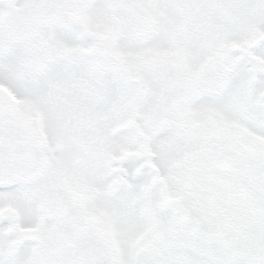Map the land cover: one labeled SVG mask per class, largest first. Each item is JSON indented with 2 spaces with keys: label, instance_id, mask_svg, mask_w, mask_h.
I'll list each match as a JSON object with an SVG mask.
<instances>
[{
  "label": "snow or ice",
  "instance_id": "snow-or-ice-1",
  "mask_svg": "<svg viewBox=\"0 0 264 264\" xmlns=\"http://www.w3.org/2000/svg\"><path fill=\"white\" fill-rule=\"evenodd\" d=\"M0 264H264V0H0Z\"/></svg>",
  "mask_w": 264,
  "mask_h": 264
}]
</instances>
